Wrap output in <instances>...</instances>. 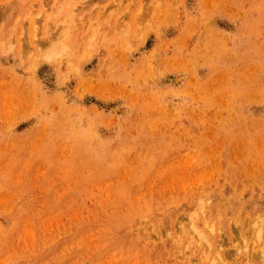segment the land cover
<instances>
[{"label":"rangeland","instance_id":"rangeland-1","mask_svg":"<svg viewBox=\"0 0 264 264\" xmlns=\"http://www.w3.org/2000/svg\"><path fill=\"white\" fill-rule=\"evenodd\" d=\"M192 224L264 264V0H0V264H210Z\"/></svg>","mask_w":264,"mask_h":264},{"label":"bare ground","instance_id":"bare-ground-1","mask_svg":"<svg viewBox=\"0 0 264 264\" xmlns=\"http://www.w3.org/2000/svg\"><path fill=\"white\" fill-rule=\"evenodd\" d=\"M57 49V47L54 45H52L48 50H47V52H45L44 54H41V59L42 58H49V57H51V55H52V52H54L55 50ZM217 102H214V104H213V106H212V111L216 114V112H217V108H218V104H216ZM203 108L201 107V106H198L197 107V110L198 111H201ZM253 117V114H252V112L250 111V110H248L247 111V116H246V120L248 121V120H251V119H253L252 118ZM216 120H217V118H216ZM253 120H256V119H253ZM221 121H224L223 119H221ZM110 151V150H109ZM107 156H108V154H107ZM116 156V155H115ZM232 186V185H231ZM195 212H196V209H194L193 210V215H195ZM195 221V219L193 220V222ZM133 222V221H132ZM123 226L125 227V229H123V232H128L129 231V227L128 226H126L125 224H123ZM192 226H193V228L191 227V229H193V233H192V230H190L189 232H185V231H183L182 229V231H183V233H184V237L186 238V239H188V241L189 242H192V241H194V238H195V240H197V242H198V245H197V247H198V249L200 250V255H202V257L201 256H199V254L197 255V257H196V260L198 261V262H203V260H207V262H210V264H217V262H220L221 263V258H218L219 256H217V255H215V253L213 252L214 251V249L216 248V246H215V242H214V240H212L213 238H215V236H214V234L216 233V230H214V228H213V226H212V228H210V231H208L207 230V232H208V234H206V235H202L201 233H203V232H201V233H199V230H198V228H196V226L195 225H193L192 224ZM205 227V226H204ZM180 230V231H181ZM243 229L242 228H240L239 227V229H238V233L240 234V238L242 239V237H241V234H243V231H242ZM137 232V231H136ZM213 234V235H212ZM262 234H263V230H260V229H256V231H255V237H256V239H257V241H258V244L259 245H261V243H262V247L263 248H261L260 249V252L262 253V255L264 256V235H263V238H262ZM244 235V234H243ZM211 237H213V238H211ZM245 237V236H244ZM143 238V237H142ZM237 238H238V234H237ZM145 239V238H144ZM144 241V240H143ZM149 242V241H148ZM151 242V241H150ZM214 242V243H213ZM223 242V241H222ZM137 243V242H136ZM242 243H245L246 245H247V240H246V242H245V240H243L242 239ZM139 244V243H138ZM148 244V243H147ZM140 245V244H139ZM219 245V244H218ZM217 245V248H219V247H221V246H223L222 244L220 245V246H218ZM246 245L244 246V250H245V248H246ZM258 246V245H257ZM167 247H169V245L168 244H166V245H164V246H162L161 248H159V247H152L151 245H149V250L150 251H152V253H150L152 256H154V258H165V259H167V261H168V263H170L171 262V255H170V249H168ZM203 247H205L206 248V250H202L201 251V249H203ZM139 248V247H138ZM140 248H141V246H140ZM139 248V249H140ZM147 248V247H146ZM145 248V249H146ZM172 249V248H171ZM242 249V248H241ZM244 250H243V252H244ZM172 252V251H171ZM207 252H209V254L207 253ZM241 252V251H240ZM259 254V253H258ZM176 255V254H175ZM178 256H180L181 255V250H179L178 251V254H177ZM260 255V254H259ZM183 258V257H182ZM217 258V259H216ZM200 260V261H199ZM223 261V260H222ZM161 262H163V260H161ZM205 262V261H204ZM203 262V263H204Z\"/></svg>","mask_w":264,"mask_h":264}]
</instances>
